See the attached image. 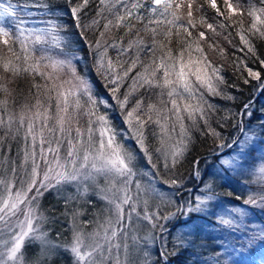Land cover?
<instances>
[{
	"label": "snow or ice",
	"instance_id": "1",
	"mask_svg": "<svg viewBox=\"0 0 264 264\" xmlns=\"http://www.w3.org/2000/svg\"><path fill=\"white\" fill-rule=\"evenodd\" d=\"M89 2L78 0L71 7V15L82 29L81 36L85 40V30L100 29L103 21L94 47L91 42L89 47L93 50L96 74L105 81L109 94L124 114L127 129L120 131L108 119L106 109L111 106L108 100L93 90L90 80L77 71L72 60L53 58L43 47L50 43L63 50V37L59 35L61 26L47 20L40 21L46 27H26L20 14L27 11L28 0L23 3L20 0L17 3L0 2V94H3L0 112L7 113L9 98H14L16 89L11 85L30 77L28 94L35 102L21 106L16 132L19 133L27 122L25 140L31 138L33 148L37 141L42 146L39 161L35 151H25L24 159H31L32 166L30 171H25L19 177L21 187L15 186V167L11 169L13 179L0 178V236L5 231L13 233L8 240L0 239V264H25L21 250L26 239L39 240L42 245H48L46 234L35 224L38 217L31 207L38 197L61 183L96 182L101 177L108 185L100 189L102 193L115 190L112 198L107 195L103 197L114 206L115 225L108 220L106 225H101L104 235L101 237L99 231L90 233L87 244L84 234L74 231L67 250L74 257L73 264H105L107 259H111V248H119L118 244L111 242L123 227V206L132 202L128 185L136 174L133 171L136 156L122 142L123 133H132L140 151L154 169L157 165L152 163V150L146 134L150 125L159 128L158 133L152 131V137L158 139L159 143L154 151L159 154L158 160L163 158L165 169L169 167V159L174 167L187 150L191 138L184 124L185 119L195 123L198 117L205 121L211 135H219L207 125L206 113L213 106L204 99V93L220 95L218 85L225 83L210 58V54H224L218 40L225 30L236 28V35L243 46L240 51L247 49L254 62L264 70V57L257 56L256 46L251 42L253 37L264 40V0H223V7L218 0H203V3L200 0H98L95 17L87 25H81L79 14ZM205 5L213 9L216 15L209 17L204 10ZM32 6L49 7L46 3ZM140 9L147 16L139 12ZM145 20L147 22L143 23ZM141 23L143 35L137 28ZM228 34L231 35V32ZM109 49L116 52L115 59L109 55ZM37 52L41 55L37 56ZM142 53L147 56L146 60L142 59ZM247 72L249 77L262 80L261 71L248 67ZM36 76L44 83H35ZM129 79L131 84L121 99V87ZM244 83L248 84L249 80L245 79ZM261 87L264 88V83ZM141 89L144 92L140 98L135 99L130 108L126 107L130 98ZM250 106V102L244 104L242 111L247 113ZM102 108L105 111H101ZM82 116L88 117L86 129L80 126ZM15 122L13 115H9L7 120L0 118V128L7 126L10 133ZM177 124L181 139L173 144L170 141ZM96 132H99L98 141L93 139ZM251 139L245 134V139L239 142L240 152L221 163L230 169L242 168L250 154L245 148ZM65 141L68 144L67 153L61 157L60 146ZM43 145H47V148ZM41 161L45 165L42 178L39 173ZM258 172L264 178V164H261ZM118 180L122 181L119 188ZM171 183L176 184L177 181L172 180ZM136 187L138 191L142 189L139 182H136ZM149 191H155L151 185L144 189L145 194ZM116 192L121 195L117 197ZM32 193L34 195H30ZM197 200L199 203L190 211L201 210L205 201L199 197ZM245 203L254 204L256 201L250 198ZM21 205L26 207L24 218L13 221V217H17L21 211ZM232 211L243 215L239 208ZM131 212H135L134 206ZM144 218L150 219L148 216ZM221 222L225 225L232 223L230 220ZM260 235L264 236V232ZM255 238V235L250 237V242ZM106 245L108 257L104 255ZM160 255L166 260L168 253L163 251ZM114 264H126V261L122 262L117 257Z\"/></svg>",
	"mask_w": 264,
	"mask_h": 264
},
{
	"label": "trees",
	"instance_id": "2",
	"mask_svg": "<svg viewBox=\"0 0 264 264\" xmlns=\"http://www.w3.org/2000/svg\"><path fill=\"white\" fill-rule=\"evenodd\" d=\"M1 1L17 3V0ZM20 2L23 3L24 0ZM77 2L78 0H28L27 11L20 15L25 20L26 27H46L40 21L47 20H53L61 26L59 35L63 37V50L49 43L43 45L47 54L56 59H71L77 71L90 80L93 90L108 100L111 106L106 109V113L112 125L118 131L127 129V125L124 124V114L119 105L109 94L105 81L95 72L93 50L89 47V42L94 47L99 31L102 30L103 21H101L100 29L85 30L87 36L85 40L81 36L82 29L77 26L75 18L71 15V7ZM200 2L203 3V0ZM44 3L48 4V9L32 6ZM218 3L223 7V0H218ZM97 6L98 0H90L87 8L79 14L81 25L90 23L96 15ZM204 10L209 17L216 15L215 11L207 5ZM138 11L147 16L143 9ZM146 22L145 20L143 23ZM245 27H247V21ZM137 28L143 35V24H138ZM229 32L231 35L228 34ZM146 41L150 43L147 37ZM251 42L256 46L257 56L264 57V40L253 37ZM218 43L224 49V54H210V58L214 61V67L219 69V74L225 83L218 85L217 90L220 95L204 93V99L213 106L206 113L207 125L219 133L218 136L210 134L204 120L197 117L194 123L185 119L184 124L191 140L180 162L173 167L169 159V167L165 169L163 158L158 160L159 154L154 151L159 143L158 139L152 137V131L158 133L159 128L150 125L146 134L147 142L152 150V163L157 165L154 169L144 153L140 151L132 133L130 131L123 133L122 142L136 156L133 170L137 174L136 182L142 186L137 200L142 204L141 207L149 212L147 216L150 217L145 219L141 212L127 222L128 237L137 235L144 245L143 248H136L135 244L131 243L132 246L128 244L129 248L126 251L129 259L126 262L131 260L132 264H262L261 262L264 261V236L260 235L264 232V178H261L258 172L261 164H264L262 159L264 158V88L255 97L257 90L264 83V70H261L254 62V58L247 49L240 51L243 46L236 35L235 27L225 30ZM36 55L39 56L41 53L37 52ZM109 55L113 59L116 58V52L112 49H109ZM141 57L147 59L143 53ZM248 67H251L253 71H261L262 80L258 81L249 77ZM245 79L249 80L248 84L244 83ZM30 83L29 77L12 84L11 87L16 89L14 98H9L7 113L0 112V118L4 120H7L9 115L16 118L10 133L7 126L0 128V138H2L0 139V178L5 180L13 178L11 170L13 167L16 168V174L31 170L32 160L25 161V151H35L36 159L40 160L42 146L37 141L33 148L31 138L27 140L24 138L27 122L19 133L16 132L19 127V115L22 112L21 106L35 102L28 94ZM35 83L43 84L44 81L36 76ZM130 84L129 79L122 85L121 99L123 92L127 91V86ZM143 92L144 90L141 89L130 98L126 107L130 108ZM0 99H3V94H0ZM249 102L251 106L245 113L242 111L243 105ZM101 111L105 110L102 108ZM87 123V119L84 122L83 117L80 118V126L83 129L87 128ZM169 123L171 124L172 121ZM245 134L252 137L245 148V151L250 153L246 157L247 162L242 168L230 169L221 161L231 159L240 152L239 142L245 139ZM96 135L97 133L94 134V140ZM180 139V127L177 124L170 143L175 144ZM43 147L46 149L47 145ZM42 164L41 161L40 166ZM172 180H176L177 183L172 184ZM198 184L199 187L203 186L206 189H196ZM67 185L70 184L67 183ZM149 185L155 191L145 194L144 189H147ZM57 188L58 186L48 189L32 204L38 220L42 221L46 227L43 232L49 243L42 247L34 243L25 246L23 253L28 264H73L74 260L67 249L74 231L82 232L87 244L90 242L88 237L94 229L92 225H95L96 218L99 225H106L108 220L115 224L113 208L109 207L105 211L104 202L100 200V197L95 196H88L79 202V208H82L84 213L76 218L73 215L74 210L78 208L77 204L67 203L64 194L56 192ZM191 188L195 189L181 193ZM69 190L73 192L72 189L69 188ZM160 191L163 197L158 196ZM209 196L212 198L208 199ZM198 197L205 203L201 205L200 211H190V208H195L199 203ZM185 198H187L185 205L188 208L181 213L179 222L172 230L160 234L174 224L180 212V201L182 202ZM250 198L256 203L246 204L245 201ZM236 208L241 209L243 215L232 211ZM176 210L178 214L163 223V217H168ZM69 215L72 216L70 219ZM222 220H230L232 223L225 225L221 222ZM101 232L103 236V229ZM254 235L256 238L250 242V237ZM146 238L148 241L160 242L161 252L168 253L166 260L160 256L157 247L154 245L147 247ZM145 250L147 252L142 259L141 256ZM138 252L140 259L137 256Z\"/></svg>",
	"mask_w": 264,
	"mask_h": 264
},
{
	"label": "rangeland",
	"instance_id": "3",
	"mask_svg": "<svg viewBox=\"0 0 264 264\" xmlns=\"http://www.w3.org/2000/svg\"><path fill=\"white\" fill-rule=\"evenodd\" d=\"M0 2H2V1L0 0ZM184 11L186 12L187 9L185 8ZM82 117H83L84 122H85V119L88 120V117L87 116H82ZM87 126H88V123H87ZM96 133H97V135L95 137L96 138L95 141H98L99 140V132H96ZM84 139H85V141L87 140V135H85ZM55 146H56L55 143H53V147H55ZM67 148H68V144L65 141L60 146V155H61V157L66 156ZM49 158H51V157H49ZM44 171H45V165L42 164L40 166V169H39L40 178L43 177ZM15 175H16L15 186L17 188H19V187H21L20 182H19V177L21 175H23V173H21V174L20 173H17ZM11 179H13V178H11ZM136 180H137V174H135L132 177V182L129 183V185H128V188L130 190V195L132 196V202H131V205H124L123 206V208H124V219L122 221L123 227L120 228V230L117 232V236L115 238H113V240L111 242L113 245H117L118 244L119 245V248H116V247H112L111 248V253H110L111 259H107L105 261V264H114V261H115V259L117 257H119L120 261H122V262L127 261V259H129V258L127 256V251L125 249V245L128 246V244L133 243V244H135V247L136 248L137 247H142L143 248V245L144 244L141 243V239H139L137 235H135V236H132L131 235L130 237H128V233H127L128 232V227H127L128 226V223L127 222L130 220L131 217L132 218H134L135 216L137 217L139 215V213H141V212L143 213L142 214L143 216L149 215V212L146 209H144L143 207H141L142 204L139 203V201L137 200L138 194L140 193V191L142 189L140 191H138V189L136 187ZM196 180L198 181V179H196ZM68 183L70 185H67V183H61V185L60 184L56 185V186H58V188L56 189V192L57 193L64 194V197L66 198L67 203H69V204L72 203L73 205L74 204H77L78 208L74 210V215H73L76 218H78V216L80 214H83L84 213V211L82 210V208H79V202L85 200V198L88 197V196L100 197V200H102L104 202L103 208H104L105 211L109 207H112L113 210H114V206L108 202V199H105L103 197H104V195H107L109 198H112L113 197V192H115V190H113V192H107V193H102L100 191L101 188H107L108 187V185L105 183L103 177L99 178L96 182L89 181V182H68ZM198 183H199V181H198ZM121 186H122V181L118 180L117 181V188H119ZM69 188L72 189L71 191H73V192H70ZM49 189H51V188H49ZM196 189H198V190H204V189H206V187H204V188H203V186L202 187H199V184H198V187ZM158 193H159L158 196L163 197V194H160L161 191L158 192ZM30 195H34V193H32ZM115 195L118 197L121 194L118 193V192H116ZM186 202H187V198H185L182 202L180 201L179 206H182V208H181V211L182 212L186 211L187 208H188V206L185 205ZM187 204L189 205V203H187ZM132 206L135 207V212H131V207ZM31 207H32V205H31ZM25 210H26L25 205H21V211L17 214V217H13V221H15L17 218L20 219V220H23V218H24L23 217V212ZM104 210H102V212ZM178 210L173 211L168 216V219H163L165 217L164 216L162 218L163 219V223L165 221L171 220L175 215H177L178 214ZM69 213H71V211ZM129 213H131L130 218H129ZM35 215H36V212H35ZM71 215H69V219L72 217ZM115 218H116V216H115ZM182 219H184V218L182 217ZM94 222H95V225H92L93 228H94L92 230V233H94L96 231H99L100 232V235H101L102 234L101 231H102L103 228H101V225H99V221L97 220V218H96V220H94ZM35 224L39 226V230L41 232H43L46 229V227L44 226V223L42 221H39L38 219L35 221ZM98 227H100V228L98 229ZM15 231H18V229H15ZM12 234L13 233H8L7 231H5L4 235L3 236H0V239L8 240L9 237H10V235H12ZM101 237H102V235H101ZM97 239L99 240L100 238L98 237ZM146 241L147 242H145V243L147 244V247H152L154 245L155 247H157L160 250V242L159 241L158 242H155V241L152 242V241H148L147 238H146ZM100 242L101 243H104L103 240H100ZM33 243L34 244H37L38 246H41V247L43 246L39 240H29V239H26L25 244H24V246L22 247V250H21L24 261H25V258H24L23 249H24L25 246L32 245ZM9 246H10V244H9ZM130 246H132V244ZM128 248L129 247H127V249ZM146 252H147V250H145L144 254L141 256L142 259L144 258ZM70 254H71L70 255L71 258L74 260V257H73V255H72L71 252H70ZM104 255H105V257H108L109 256V252H108L107 245L105 246ZM139 255L140 254L138 252L137 253V256L140 259ZM261 263L264 264V261H262ZM9 264H13V262H9ZM25 264H28V263L25 261ZM126 264H132L131 263V260H129L128 262H126Z\"/></svg>",
	"mask_w": 264,
	"mask_h": 264
},
{
	"label": "water",
	"instance_id": "4",
	"mask_svg": "<svg viewBox=\"0 0 264 264\" xmlns=\"http://www.w3.org/2000/svg\"><path fill=\"white\" fill-rule=\"evenodd\" d=\"M186 191H189V190L182 191V193H184V192H186ZM174 226H175V225H174ZM174 226H172L171 228H169V229L163 231L162 234H163V233H166V232H168V231H170ZM159 253H161V252H159Z\"/></svg>",
	"mask_w": 264,
	"mask_h": 264
},
{
	"label": "bare ground",
	"instance_id": "5",
	"mask_svg": "<svg viewBox=\"0 0 264 264\" xmlns=\"http://www.w3.org/2000/svg\"><path fill=\"white\" fill-rule=\"evenodd\" d=\"M186 190H188V189H186ZM185 191V190H184ZM188 191H186V192H184V193H187ZM182 193V192H181Z\"/></svg>",
	"mask_w": 264,
	"mask_h": 264
}]
</instances>
